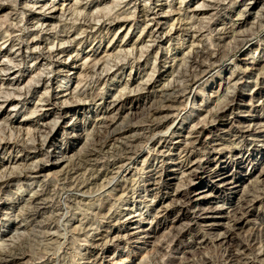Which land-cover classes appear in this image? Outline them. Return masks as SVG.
Returning a JSON list of instances; mask_svg holds the SVG:
<instances>
[{"label": "rangeland", "instance_id": "obj_1", "mask_svg": "<svg viewBox=\"0 0 264 264\" xmlns=\"http://www.w3.org/2000/svg\"><path fill=\"white\" fill-rule=\"evenodd\" d=\"M242 1L0 0V255L19 248L25 259L17 264H203L205 259L264 264L263 29L192 86L170 133L140 143L158 150L167 140L171 151L165 157L146 149L105 190L103 179L81 171L84 194L62 192L68 190L64 170L93 136L101 114L97 103L136 98L147 83H180L192 46L201 39L208 47L232 48L253 30L264 5ZM139 6L157 16L145 19ZM218 29L226 35L218 36ZM57 48L62 52L58 59L40 57ZM238 93L234 110L214 125L219 137L209 140L225 149L209 158L202 155L207 164L198 170L203 179L193 185L188 213L174 209L159 216L163 205L173 204L176 189L186 187L180 157L195 126ZM48 98L53 105L48 106ZM93 99L89 110L78 108L79 102ZM62 104L69 111L60 116ZM142 104L130 100L124 112L119 105L115 113L136 108L138 117ZM246 126L256 133L249 139L235 136ZM49 153H55L50 161ZM162 167L168 169L167 189L151 188ZM34 193L40 197L37 209L31 202ZM244 193L256 200L248 213H241V226L233 227L229 218L241 208ZM29 212L36 213L32 219Z\"/></svg>", "mask_w": 264, "mask_h": 264}, {"label": "bare ground", "instance_id": "obj_2", "mask_svg": "<svg viewBox=\"0 0 264 264\" xmlns=\"http://www.w3.org/2000/svg\"><path fill=\"white\" fill-rule=\"evenodd\" d=\"M249 1H254L255 5H257L259 2L264 3V0H249ZM245 2H246L245 0L242 1L243 4ZM236 3H238V2H236ZM137 9L139 10V14L143 15L144 17H147L145 19H148L149 17L156 15V14H154L153 9H146V7L144 8L143 6H141V7L139 6V8H137ZM242 14L243 13H240L239 15H242ZM140 17H142V16H140ZM239 17H241V16H239ZM241 18H239V19H241ZM124 21L127 22V20H124ZM145 21H147V20H145ZM148 26H149V24H148ZM90 27H92L91 24L88 25L87 28H90ZM232 28H234V27H232ZM262 29L264 31V5L262 8V14L259 17V19L257 20L255 26H253V30L250 29L251 31L243 34V37H241V39H236L235 45L232 48L224 47V46H220V45H216V44H215V46H214V44H212V47H208L207 45H205L204 43L201 42L202 35L198 36L199 38L201 37L200 38L201 40H199V38H198V40H199V42L197 41L199 43L198 45L192 44L194 46H192L193 48H192V50L188 56V65H187L186 69L180 74V77H179L180 78L179 80L180 81L182 80L180 83H177V84L176 83H173V84L169 83V85L158 86V87L156 86V83L155 84L154 83H152V84L147 83V85H145V87L142 88L143 93L140 91L141 94L139 93V95H137L136 98H131V97L125 96L126 99H124V100L122 98H120L121 100H116L115 102H111V103H108V102H104V103L101 102L99 104L97 103V110L100 111L101 114L97 115L96 120H94L95 121L94 122V128H92L93 131L91 130L93 132L92 138L90 137L91 140L89 141V143H88V141L85 142L87 144L84 145L83 149L78 154H76V158H75L76 160L72 161V163L70 165H68L66 167V169H65L66 165L64 166L65 170H64V173L62 175L64 177L63 178L64 180L62 183L64 184V182L65 183L67 182L66 186H67L68 190H67V192L62 190L63 195H78V193H81V195L84 194V192L82 191V188H84L83 185L85 183L82 182L83 178L81 179V174H80L81 171L89 172V175H91L92 177L94 175V178L96 179V181H98L97 179H99V180L103 179L106 182V184L105 185L103 184V186L102 187L100 186V188L102 190H105L108 186H110L114 182H116L121 171H123L125 169L129 170L130 169L129 167L132 164H134V161L146 149H148L149 155L150 154L153 156L155 155L156 158H157V156L165 157V153L168 151H171L170 149H168L169 143L166 139H165L166 141H165L164 145H162L158 150L150 149L146 146H144V147L140 146L141 145L140 143H147L148 144L155 137H157V136L162 137L163 135L170 133L169 131H171V127H173V125L175 124V123L174 124L172 123V120L174 118L180 117L181 111L183 110L184 107H186V100L188 98V92L191 90L192 86L198 80H200V78L203 77L205 74L210 73V70L214 66L218 65L219 63L227 61V59L238 48H240L239 46L242 43H244L247 39H249L250 37H252L253 35H255L257 32H259ZM214 31H216V30H214ZM217 31H219V29ZM231 31L232 30H230V32ZM150 32H152V31H150ZM226 32H228V31L226 30ZM158 33H159V31L155 32V30H154V34H158ZM199 34H200V32H199ZM219 34L223 35L224 33H223V31L222 32L219 31V33L217 35L219 36ZM153 35L151 33V35L149 36V39ZM224 35H226V34H224ZM41 36H42V33H41ZM35 40H33V41H35ZM154 40L156 41V39H154ZM154 40H152V41L154 42ZM213 46H214V48H213ZM19 48L20 49L18 50V55H23L22 48L20 46H19ZM45 48H44V50H45ZM32 49H33V47H32ZM59 50L60 49H58V51ZM55 51H54V53H52L53 51L51 50L52 54L43 52V54H41L40 57L47 60V58H51V57L53 58V57H57L59 55H62L61 54L62 52H60V51L55 52ZM48 52H50V51L48 50ZM25 57H27V56H25ZM58 58L59 57H57V59ZM23 61H25V60H23ZM49 62H50V60H49ZM107 64H109V63H107ZM184 65H186V64H184ZM95 71H97V70L95 69ZM91 73H92V70H91ZM102 73L100 76L103 75ZM105 73L107 74L108 72H105ZM106 74H105V76H106ZM108 75H109V73H108ZM108 75L106 77H108ZM103 77L102 78L100 77L101 81L103 80ZM240 98H241V95L239 93L232 96L231 101L228 104H226L221 110L211 114L208 119L204 120L203 123L199 122L198 126H195L196 127L195 130L191 133L193 140L191 142H189V144L187 143V145L186 144L184 145V148H182V153H181V157H180L181 160H183V162L181 163L183 165L182 168L187 169V171H185L187 178L184 181V185H186V187L184 189H182L183 187L179 188V187H181V186H179L178 187L179 189H176V191H175L176 196H175V199L173 200V204H171L170 206H167V205L164 206L163 205L161 211H159L160 213L158 212L159 216H160V214L161 215L162 214L168 215L174 209L181 210L184 212V214L188 213L186 211H188V204L191 202V194H192V192H194V186L193 185L196 184V182H200L203 179L202 174H200L198 172V170L201 169L205 164H207V163H203L205 158L201 159L202 155L205 157H208V156H210L211 153H213L215 151L221 152V150L225 149V148H222L221 146H215L214 141L209 140L211 138V136H218V134L216 135V133L214 132V125L216 123L224 122V119L226 118V114L228 112L234 110L233 106H234L235 102L239 101ZM51 100L52 99H49L48 101H46L48 106L53 105ZM130 100H132V102L135 100L138 102H143L142 107L139 109L140 113L138 112L140 114L138 117H140L141 115H143V116L146 115L142 120L136 121V119L138 118L137 115H135L136 108L135 109H132V108L128 109V111H127V113H125V115H123V113L121 115H119L120 112L118 115L115 113L116 108L119 105H122L120 107L123 108V112H124V110L126 109L124 104L126 105V103L129 102ZM95 102H96V100L93 99L92 102H90V104H85L82 106L80 105L81 102H79L80 104H79V106L77 104V106H78V108H80V110L86 111V110H89L93 105H95ZM54 105H55V103H54ZM66 107H67V105L62 104L61 108L58 111V114L60 116L66 114L69 111V110H67ZM116 112H118V111H116ZM136 114H137V112H136ZM83 121H85V120H83ZM174 122H175V120H174ZM85 123H87V122H85ZM52 126H53V124H52ZM173 132L171 134H174ZM234 133H235V136H239L240 138H243V139H249L248 137H251V136H253L254 133H256V129H251L250 126H248V127L246 126L243 129H240ZM163 137H165V136H163ZM34 150H36V149H34ZM54 154L55 153H52V154L49 153V155H47V160L50 161V159L54 158V156H55ZM43 160H45V159H43ZM244 161L245 160L243 158V160H241V164H240L241 166L240 167L244 166L243 165ZM46 162H48V161H46ZM209 162H210V160H209ZM33 165H35V164H33ZM204 168H206V167H204ZM84 169H87V170H84ZM182 174L185 176V173H182ZM215 174H217V173H215ZM260 176H264V169L261 171ZM166 177H168V169L166 167H162L158 172V178L153 182L151 188L155 187L157 190L167 189L168 186H166ZM103 180H102V182H104ZM90 181H92V179ZM127 182H125V183H127ZM60 183H61V181H60ZM261 183L264 186V180ZM88 185H90V183ZM124 187H125L124 192H126L128 190L129 186L126 187V184H125ZM217 187L218 186H215L214 189H216ZM111 192L112 191H110V193ZM60 193H61V191H60ZM35 194L36 193H34L33 195H35ZM41 195L44 196V194H41ZM261 195H262L261 198L264 199V191H263V194H261ZM42 200H44V199H42ZM254 200H256V199H250V195L248 193L243 194V196L240 199V203L242 204L241 208H239L234 213V215L229 218L230 222L233 224V227H240L241 226V224L243 223V218L240 217V215L242 212H243V214H242L243 216H244V214L248 213V211L252 207V204L255 202ZM31 202H32V204L36 205V209H37V206L40 202L39 193H38V195H35L31 198ZM30 207L33 208L34 206H30ZM26 214H28V217L32 219V217L35 216L34 214H36V213L29 212ZM190 230L191 229H188V231H190ZM177 234L179 237V235H181L182 232L180 231ZM94 246H95L94 248H97V247L99 248L101 245L97 244ZM17 249H19V248H17ZM17 249L14 248L12 250V252H10V253L1 254L0 255V264H17V263L23 261L25 259L24 254L21 253L20 249L19 250H17ZM246 249H247V246H246L245 250ZM235 259H236V257H235ZM50 263L51 262H49V261L47 262V264H50ZM202 263L203 264H210V261L205 259V260H203ZM194 264H196V263H194Z\"/></svg>", "mask_w": 264, "mask_h": 264}]
</instances>
